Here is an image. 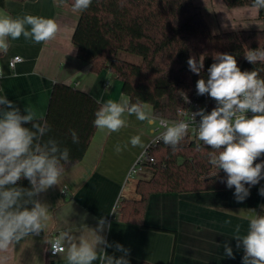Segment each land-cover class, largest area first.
Here are the masks:
<instances>
[{
  "label": "crops",
  "instance_id": "crops-1",
  "mask_svg": "<svg viewBox=\"0 0 264 264\" xmlns=\"http://www.w3.org/2000/svg\"><path fill=\"white\" fill-rule=\"evenodd\" d=\"M193 3L201 8L213 34L264 29L260 10L253 7L228 8L223 0H193ZM0 13L12 17L31 14L52 18L59 25L55 39L49 42L37 44L21 36L10 41L7 54H0V65L5 73V78L0 79V95L6 94L22 114L25 107L30 106L46 117L56 83L73 86L102 102L119 99L123 93L119 77L109 70L94 73L89 63L78 58L72 38L80 15L72 11L68 0L63 5L59 0L26 3L9 0L5 7L0 6ZM15 56L24 61L16 66L17 75L12 76L9 60ZM147 107L152 110L149 105ZM127 119V127L118 133L107 134L97 129L84 159L65 170L62 185L53 186L37 196L50 210L51 219L45 232L22 240L7 253H0V257H7L0 259V264H67L64 256H51V245L45 243V238L53 239L66 230L76 235L81 231L87 233V227L95 229L101 218L106 224L100 234L111 245L105 250L109 255L120 257L123 253L116 250V245H123L130 250L129 264L142 261L243 264V248H237L233 236L237 234V225H240L239 235L247 233L248 221L244 217L253 215L251 210L259 214L263 198L259 194L261 187L249 188V195L242 202L236 200L235 189L154 194L145 214L147 228L122 221L119 213L122 200H139L138 182L152 175L143 178L139 175L131 180V169L142 149L132 147L129 140L141 135L143 142L149 145L151 139L142 131L147 121H139L134 115ZM152 134L155 135L153 130ZM118 143L128 145L119 154L115 152ZM145 169L141 174L146 175ZM229 220L231 223H226ZM225 244L232 248L234 258L225 255Z\"/></svg>",
  "mask_w": 264,
  "mask_h": 264
},
{
  "label": "clouds",
  "instance_id": "clouds-1",
  "mask_svg": "<svg viewBox=\"0 0 264 264\" xmlns=\"http://www.w3.org/2000/svg\"><path fill=\"white\" fill-rule=\"evenodd\" d=\"M63 5L65 0H59ZM92 0H73V12H84ZM252 7L264 9V0H253ZM59 25L52 18L26 14L23 17H12L0 13V54H7L10 41L21 36L34 43L49 42L55 39ZM204 56L199 61L195 57L187 60L191 72L199 75L204 68ZM248 62L264 63V49L248 50L245 53ZM216 62L208 68L207 80L201 78L196 83L197 95L207 94L216 101L210 113L204 109L192 113L191 123L200 117L194 129L196 138L213 150L209 152V163L217 170L222 169L227 176L226 185L235 189L234 196L242 202L249 195V188L264 179V162L255 161L264 155V78L257 70L241 71L236 58L227 53H216ZM23 62L15 57L9 62L11 75H17L16 63ZM5 78L0 68V79ZM186 103L190 102L184 95ZM99 105L95 111L93 125L107 134L118 133L127 127L128 116H135L139 121L153 123L152 110L146 104L121 93L118 100L97 99ZM253 115L249 117L247 114ZM127 114V115H126ZM25 125H30L25 126ZM165 129L153 143L162 141L171 147L173 153L179 150L178 145L188 135L190 122L180 121L169 124L160 121ZM51 131L43 114H38L32 107L26 106L24 114L10 101L6 94L0 95V253H7L22 240L39 235L48 226L51 219L49 206L36 197L53 186H61L65 179V164L70 163V150L61 147L59 141L49 137ZM72 143H79L75 129L69 130ZM132 147L142 149L139 159H143L149 145L141 135L132 136L129 140ZM127 144L115 146V152L121 153ZM22 179L30 182V188L17 186ZM61 191H63L61 187ZM264 195V188L259 190ZM245 216L248 221L247 233L239 235L240 225L236 226L237 248L242 247L243 264H264V215ZM112 213H115L113 210ZM231 223V221H226ZM106 221L101 218L95 229L87 227V233L79 235L63 231L54 239L45 238L51 245L54 255L66 258L67 264H129V249L117 244L116 250L123 255L115 257L105 250L111 247L100 233ZM104 245L105 247H101ZM225 255L231 258L233 250L224 245ZM7 257H0L6 259Z\"/></svg>",
  "mask_w": 264,
  "mask_h": 264
},
{
  "label": "trees",
  "instance_id": "trees-1",
  "mask_svg": "<svg viewBox=\"0 0 264 264\" xmlns=\"http://www.w3.org/2000/svg\"><path fill=\"white\" fill-rule=\"evenodd\" d=\"M9 0H0L5 7ZM20 3L38 0H11ZM228 8L252 7L253 0H223ZM73 0H68L69 7ZM79 22L73 34L78 58L91 65L94 73L109 70L122 81V91L133 103L149 105L158 118L175 119L176 108L184 104V95L204 101L197 95L196 83L208 78V68L216 53L233 55L241 71L257 70L264 78V63H250L248 50L264 49V29L213 34L199 6L193 0H92L84 12H78ZM260 17L264 11L260 9ZM127 53L141 59L132 63L120 58ZM203 55L200 74L190 71L187 60ZM99 105L90 94L73 86L56 83L53 87L46 120L51 126L49 137L70 150V163L65 170L81 162L97 131L93 125ZM29 126L30 125H25ZM75 129L79 143H72L69 133ZM173 153L160 142L149 156L154 159L146 167L152 169L150 179L140 180L136 192L139 200L123 199L119 213L123 222L145 226V214L154 194L198 193L233 190L226 185L224 171L215 179H207L214 168L209 163L210 146L186 136ZM257 163V160L255 161ZM17 186L30 188L22 179ZM247 188L260 187V182ZM37 199V197H36ZM259 214L264 215V195ZM139 264H152L142 261Z\"/></svg>",
  "mask_w": 264,
  "mask_h": 264
},
{
  "label": "built area",
  "instance_id": "built-area-1",
  "mask_svg": "<svg viewBox=\"0 0 264 264\" xmlns=\"http://www.w3.org/2000/svg\"><path fill=\"white\" fill-rule=\"evenodd\" d=\"M15 57H20V56H15ZM15 57L10 58L9 62L12 61ZM22 60L24 61L23 58H22ZM19 63H22V62L16 63V66ZM16 66H15V68H16ZM0 68H1V65H0ZM205 95H206V99L204 101H198V100H193L191 98H188V100L190 102H188V103L184 102V104H182V105H180V106H178L176 108V115H177V117L175 119L158 118V117L152 115L154 122L151 123V125H155V127L153 128V132L155 133L156 137L160 136L161 133L165 131V129L163 127H161V125H160V121L161 120H166V121L169 122V124L176 123V122H180V121H185V122H190L189 132H188V135L187 136L189 138L193 139V140H196L198 142H201V141H199L196 138V134H195V131H194V129L198 126V124L200 122V117L197 115L195 117L194 123H191L192 113H196V112H198L201 109H204L206 113H210L211 110L214 107H216V101L214 99H212L210 96H208L207 94H205ZM247 115L249 117H251L253 114L251 112H249ZM155 139H153L150 142L149 147L146 150L145 157L143 159H139L138 158L137 162L135 163V165L131 169V172H130V175L131 176H134V175L142 172L144 170V168H146V165L147 164L154 162V159L149 156L150 151L153 149V147H156L157 144H159L160 142H162V141H160V142H157V143H153V141ZM260 162H262L261 157L257 159V163H260ZM260 187L261 188H264V179H261L260 180ZM56 236H53V239ZM50 254L53 257H56V256L59 255V254L54 255L52 253L51 246H50Z\"/></svg>",
  "mask_w": 264,
  "mask_h": 264
},
{
  "label": "rangeland",
  "instance_id": "rangeland-1",
  "mask_svg": "<svg viewBox=\"0 0 264 264\" xmlns=\"http://www.w3.org/2000/svg\"><path fill=\"white\" fill-rule=\"evenodd\" d=\"M256 27H261V26H256ZM262 27H264V21L262 20ZM192 57H195L196 58V60L197 61H199V58L198 57H196V56H192ZM120 58L121 59H123V60H126V61H129V62H132V63H136V64H138V63H140V61H141V59L139 58V57H136V56H133V55H130V54H127V53H120ZM155 127V125H151V124H149L148 122H147V125L142 129V131H143V134H145L148 138H149V140L151 139V140H153V139H155L156 138V135H154V134H152V130H153V128ZM151 140H150V142H151ZM261 160H262V162H264V155H262L261 156ZM147 168V167H146ZM145 169V168H144ZM145 172H146V175L145 174H141V172L140 173H138V174H136V175H134V176H132L131 178V180H133V179H136V178H139V175L143 178V177H146L147 175H151L152 174V169L151 168H147V169H145ZM219 171L214 167L209 173H208V176H212V175H214V174H217Z\"/></svg>",
  "mask_w": 264,
  "mask_h": 264
},
{
  "label": "water",
  "instance_id": "water-1",
  "mask_svg": "<svg viewBox=\"0 0 264 264\" xmlns=\"http://www.w3.org/2000/svg\"><path fill=\"white\" fill-rule=\"evenodd\" d=\"M219 172L223 171L222 169H218ZM218 173L217 174H214L212 176H209L207 179H215L217 177Z\"/></svg>",
  "mask_w": 264,
  "mask_h": 264
}]
</instances>
